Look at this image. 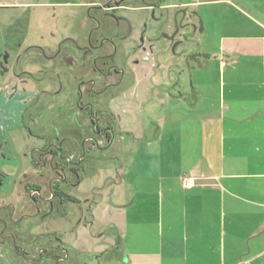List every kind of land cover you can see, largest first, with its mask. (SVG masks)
Here are the masks:
<instances>
[{"label": "crops", "instance_id": "obj_1", "mask_svg": "<svg viewBox=\"0 0 264 264\" xmlns=\"http://www.w3.org/2000/svg\"><path fill=\"white\" fill-rule=\"evenodd\" d=\"M195 2L233 13L211 23L213 54H191L170 83L159 79L150 126L101 193L103 225L126 252L114 264H264V0ZM21 5L0 0V54ZM183 174L196 185L184 187Z\"/></svg>", "mask_w": 264, "mask_h": 264}, {"label": "flooded vegetation", "instance_id": "obj_2", "mask_svg": "<svg viewBox=\"0 0 264 264\" xmlns=\"http://www.w3.org/2000/svg\"><path fill=\"white\" fill-rule=\"evenodd\" d=\"M78 7L80 11L73 17L74 22L55 43L38 48L37 54L43 56L36 73L46 77L53 72L57 76L58 87L53 93L63 90L60 79L63 73L67 90L56 103L57 118L50 128L42 124V133H38L43 145L33 149L34 171L24 175L25 203L10 205V211H1L5 206L0 207V244H6L7 258L15 260L11 264L89 263L88 254L81 256L84 246H69L63 237L68 232H61L59 226L50 229L48 225L54 221L68 223L72 233L94 225V209L100 204L102 188L92 190L84 198L75 196L74 191L84 178L98 172L97 163L108 158L103 156V151L118 149L125 140L129 144L125 151L131 154L140 136L146 133V128L136 131L134 120L136 98L139 96L140 100L141 93L138 72L159 64L156 56L150 55L155 54L152 37L140 34L136 43V10H151L152 16L156 9L170 10L172 32L164 37L171 42L173 51L184 41L202 35L204 18L194 0H84ZM136 54L143 55L137 58ZM191 54L197 53H185L183 49L180 58L186 61ZM3 61L5 57L0 61V69ZM44 87L41 92L50 93ZM143 88L147 95H154L157 85ZM133 109V120L123 123L121 114H129ZM36 119L31 117L29 125L37 123ZM28 130L32 133L31 127ZM118 168H114L111 180L105 177L103 186L117 181ZM16 209L19 215L13 218ZM27 218L40 226L47 222L44 231L31 233L20 227L18 222ZM98 235L102 240L106 235L113 237L112 249L119 247L114 230L103 225ZM106 250L95 255L96 264L102 263Z\"/></svg>", "mask_w": 264, "mask_h": 264}, {"label": "rangeland", "instance_id": "obj_3", "mask_svg": "<svg viewBox=\"0 0 264 264\" xmlns=\"http://www.w3.org/2000/svg\"><path fill=\"white\" fill-rule=\"evenodd\" d=\"M16 1L22 5L12 10L10 44L3 49V54H0V61L4 57L6 58V61H3V67L0 69V207L5 206V209L3 208L1 211H10L12 210L11 206L16 207L20 203H25L27 197L23 188L26 179L24 175L34 171L31 159L32 151L35 147L43 145L38 133H42V124L46 128H50L53 120L57 118L59 114L56 103L65 96L67 90L63 73H61L60 79L64 88L59 93H53L58 87L57 76L53 72H49L46 77H41L40 74L36 73L35 69L40 65L39 59L43 56L37 54L38 48L50 47L55 43L63 31L71 25V22H74L73 17H76L80 11L79 2L84 0ZM174 1L176 0H168V2ZM198 9L204 18L202 21V26L205 24L204 34L196 40L184 41L176 46L174 51L171 42L164 37V34L172 32L173 24L169 19L170 10L156 9L153 16L151 10H136V43L137 39L140 41V34H144L145 38L152 37L155 43L153 48L155 54L150 55L156 56V61L159 64L158 67L151 70L142 69L138 72V77L141 79L139 84L141 93L140 100L139 96L136 98V101L138 100L136 102V118L134 119L136 131L142 128L148 129L151 114L149 105L151 100H160L159 96L161 95V92L147 95L143 87L148 84L157 85L159 79L162 84L170 83L174 76H171V67L173 69L176 67V61L185 63V60L182 61L180 58L183 49L185 53L196 52L201 54L204 52L213 54L217 49L219 31L216 32V29L214 32L211 29V23L213 22L214 26L218 23L219 16L223 17L225 14L226 17L229 15L228 13H233L228 10L227 6H224L221 11L215 10L213 6ZM142 55L136 54V57L141 58ZM207 66L212 68L215 64L211 61ZM26 71L31 72V74ZM43 87L48 88L50 93L41 92ZM142 97L145 100H142ZM133 111L134 109L129 114H121L123 123L126 124L129 120H133L131 117ZM31 117H36L37 123L29 125ZM28 127H31L32 133ZM128 145L123 140L118 149L103 151V156L108 158L97 163L98 172L84 178L78 189L74 191V195L84 198L89 197L92 190L102 188V191H105L103 185L105 177L110 172L108 168H118L120 163L125 165L131 156L128 151H125ZM111 190L112 188H109L106 192L108 201L113 200ZM103 206L104 203L95 206L96 220L94 225L78 228L76 232L69 231L70 224L68 223L59 222L57 224L54 221L48 225L50 229L59 226L58 229L61 232L67 231V236L63 237L69 246H84L85 249L82 250L81 256L89 255L88 264H96L95 255L106 249L101 264H114V258L124 259L126 257L124 245L112 249L114 246L113 237L106 235L105 240L99 238L98 234L106 220V212L102 210ZM18 215L16 209L13 218ZM18 223H20V227L31 230V233L43 232L47 224L45 222L43 226H40L33 223L29 218ZM128 245L130 248L131 245L129 243ZM5 249L6 244H0V264H11L15 260L7 258Z\"/></svg>", "mask_w": 264, "mask_h": 264}, {"label": "built area", "instance_id": "obj_4", "mask_svg": "<svg viewBox=\"0 0 264 264\" xmlns=\"http://www.w3.org/2000/svg\"><path fill=\"white\" fill-rule=\"evenodd\" d=\"M180 178L184 187H193L196 185V178L190 174H183Z\"/></svg>", "mask_w": 264, "mask_h": 264}, {"label": "water", "instance_id": "obj_5", "mask_svg": "<svg viewBox=\"0 0 264 264\" xmlns=\"http://www.w3.org/2000/svg\"><path fill=\"white\" fill-rule=\"evenodd\" d=\"M0 65H1V63H0Z\"/></svg>", "mask_w": 264, "mask_h": 264}]
</instances>
